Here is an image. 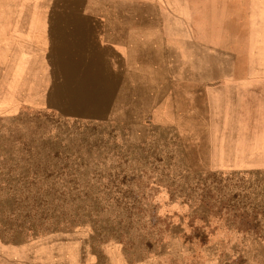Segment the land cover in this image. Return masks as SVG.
<instances>
[{
    "label": "rangeland",
    "instance_id": "374dc122",
    "mask_svg": "<svg viewBox=\"0 0 264 264\" xmlns=\"http://www.w3.org/2000/svg\"><path fill=\"white\" fill-rule=\"evenodd\" d=\"M181 7L185 84L136 117L0 102V264H264V0Z\"/></svg>",
    "mask_w": 264,
    "mask_h": 264
},
{
    "label": "crops",
    "instance_id": "0c3cea01",
    "mask_svg": "<svg viewBox=\"0 0 264 264\" xmlns=\"http://www.w3.org/2000/svg\"><path fill=\"white\" fill-rule=\"evenodd\" d=\"M182 0H2L0 102L6 113L101 123L184 85L195 51Z\"/></svg>",
    "mask_w": 264,
    "mask_h": 264
},
{
    "label": "bare ground",
    "instance_id": "6f19581e",
    "mask_svg": "<svg viewBox=\"0 0 264 264\" xmlns=\"http://www.w3.org/2000/svg\"><path fill=\"white\" fill-rule=\"evenodd\" d=\"M206 141V140H205ZM206 146V145H205Z\"/></svg>",
    "mask_w": 264,
    "mask_h": 264
}]
</instances>
